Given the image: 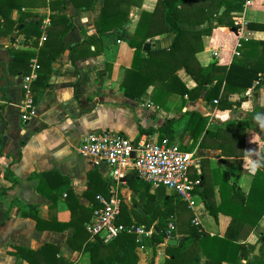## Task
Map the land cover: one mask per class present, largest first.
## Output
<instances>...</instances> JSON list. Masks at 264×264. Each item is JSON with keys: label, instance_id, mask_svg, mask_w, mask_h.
<instances>
[{"label": "crops", "instance_id": "obj_1", "mask_svg": "<svg viewBox=\"0 0 264 264\" xmlns=\"http://www.w3.org/2000/svg\"><path fill=\"white\" fill-rule=\"evenodd\" d=\"M53 1L16 0L20 7H14L8 13L5 5L0 7L9 16L8 19L21 21L20 28L30 21H38L41 29L39 37L29 28L6 32L2 25L5 21L0 16V188H6L0 194V264H90V254L84 250V245L95 238H91L85 229V223L91 214L81 207L93 209V206L98 205V202L93 205L96 196L90 198L84 193L87 188V173L94 168L106 186L105 194H97L106 197L115 193L121 200L117 218L128 215V224L154 228L155 221L146 226L138 223L136 216L143 212L144 182L131 171L123 178L114 179L107 164L95 163L77 152L82 138L90 131L110 129L131 141H137L142 136L157 141L156 130L171 119V130L175 134L172 143L193 145L191 150H194L198 165L189 169L188 176L191 180L198 179L197 174L201 176L199 189L208 188L210 199L215 204L220 201L218 187L222 183H233L238 190L247 192L251 174L264 146V77L259 87L235 111L218 109L212 102L204 100L202 94L194 100L188 99L187 95L183 98L172 96L167 99L165 106L158 107L150 100L152 86L139 99L129 98L123 94L121 85L124 69L130 67L133 55L128 41L140 12L151 11L157 0H138L139 5L133 4L129 7V21L123 29L103 35H98L95 28L101 0H94L93 7L89 9L75 7L69 0H63L62 5ZM218 11L220 15L222 8ZM57 13L66 15L72 23L62 36L64 48L51 61L52 71L47 86L40 88L39 92L31 89L26 94L21 88L24 75L9 71L12 61L9 48L38 52L44 45L41 35L50 26V15ZM230 14L234 21L245 24L264 23V0H246L241 10L232 11ZM208 24L209 21L205 20L197 25L183 22L180 26L199 29ZM234 28L236 27L216 25L210 34L201 36L202 49L195 53L201 66L212 62L218 65L229 64L237 41ZM246 32L247 38L264 40V30L246 28ZM52 36L51 34L50 37ZM90 36L93 39L88 48L78 45L74 47L73 53L82 54L97 49L98 54L71 61V48ZM172 37V33H164L146 41L150 48H161L167 47ZM54 49L53 47L52 50ZM177 75L187 88L196 85L183 68L177 71ZM34 95H37L36 102L29 118L23 122V103L26 97L32 98ZM189 109L208 116L206 129L219 130L218 135L205 138L203 146L199 145L201 135L193 140L187 133L183 134V121H179V118ZM138 127L142 129L140 133ZM237 130H243L244 133L234 134ZM226 147L232 148L237 154L242 147L243 155H223L228 152L221 151ZM226 158L232 160L233 164H227ZM8 164L10 173L4 177ZM235 164H239L241 169L236 170ZM43 172H46L44 176L33 175ZM14 178L17 179L16 183L8 187ZM65 181L69 183V189L76 201L70 200L72 197H68L65 190L59 191L60 187L66 185ZM155 189L149 185L148 192L153 193ZM164 192L171 193L167 189ZM193 194V208L186 203L190 219L176 223L180 215L175 216L173 236L152 245L151 234L136 235L141 244L136 247L135 264H149L150 261L155 264H190L196 255L198 264H205L206 256L196 243L181 245L189 225L194 224V220L198 221L194 225L207 234L221 237L231 226L229 235L233 241L252 246L246 260H256L254 257H257L261 263L253 264H264V214L255 229H250V225L243 220L232 224L228 214H209L200 193L195 190ZM27 205L35 208L40 219L39 227L33 218L20 215V210H27ZM8 207L10 209L6 215ZM67 221H70V225L59 229ZM168 238L175 239L176 243L167 244ZM166 245H172L175 249L166 251ZM18 247L29 250L23 251L27 257L13 254ZM240 262H245V259ZM220 264L240 263L222 261Z\"/></svg>", "mask_w": 264, "mask_h": 264}, {"label": "trees", "instance_id": "obj_2", "mask_svg": "<svg viewBox=\"0 0 264 264\" xmlns=\"http://www.w3.org/2000/svg\"><path fill=\"white\" fill-rule=\"evenodd\" d=\"M75 7L83 9L92 8L94 0H69ZM140 1V0H139ZM246 0H157L151 11L142 10L139 14L136 27L128 41V45L133 49L132 61L129 68H125L121 85L123 94L132 99H139L149 86H152L150 100L158 107H163L169 97L180 96L190 100L196 99L200 94L208 102L217 100L215 106L220 110L235 111L239 108L243 100L248 99L254 89L263 82L264 77V40H254L251 38H240L238 55H233L227 65H218L215 62L206 66H201L196 60L195 53L202 49L201 36L210 34L216 25H226L228 27H238L232 19L231 12L239 11L243 8ZM56 4H63V0H54ZM137 2V4H136ZM139 5L138 0H101L99 17L95 28L98 35L107 33H117L128 23V12L131 5ZM2 5V6H1ZM7 8V13L14 7H20L16 0H0V7ZM60 6V5H59ZM62 8V6H61ZM222 8L220 15L218 9ZM6 13V14H7ZM0 9V16L5 22L2 23L6 32L16 29L17 31L29 28L36 37L41 34L40 22L30 21L22 25L21 21H12L8 15ZM224 17H227L226 19ZM209 21L206 27L199 29H189L180 26V23L197 25ZM213 22H217L215 25ZM72 23L64 14H51L50 26L45 29V39L43 46L38 52L24 49L9 48L12 61L9 64V71L28 75L31 71V60L35 58L36 76L31 84V89L40 91L48 84L50 72L52 71L51 61L63 50L62 36L70 29ZM245 28L248 30H264V23L247 22ZM164 33H172L173 37L167 47L148 48L144 50V45L148 44L147 39ZM53 35L52 38L50 37ZM56 35V36H55ZM54 37V38H53ZM93 36L86 38L74 45L70 51V60L75 61L81 57L98 54V50L86 51L82 54H75L74 47L82 45L88 48ZM94 42V41H93ZM94 44V43H93ZM53 47L55 48L54 50ZM183 68L195 82L193 88H187L177 75V71ZM254 83H256L254 85ZM37 95L32 96V104L36 102ZM179 121H183V134L187 133L193 140L200 136L199 145H204L205 138L218 135L219 130L210 131L206 129L208 116H203L197 110H186ZM172 120L158 128L157 142L172 143L174 132L171 128ZM139 133L142 131L138 127ZM243 134V130L234 131V134ZM234 135V136H236ZM182 149L191 150L192 143H179ZM229 157L242 156L243 150L239 154L232 148H222ZM227 164H233L232 160H227ZM236 170L241 169L239 164H235ZM10 173L9 164L4 170V177ZM43 173H33V175L44 176ZM203 175V173H202ZM201 177V176H200ZM199 174L196 178L199 180ZM87 188L84 191L88 197H95L97 193L106 191V186L101 175L96 168L87 173ZM17 179L11 180L8 187L13 186ZM142 181V180H141ZM144 182V181H142ZM60 187L59 191H66L70 200H75L69 183ZM144 206L143 212L136 214L138 223L149 226L155 221L154 228L150 235L152 245H157L164 241L167 236L174 235V217L187 210L186 202L181 200L175 193L165 194L163 187H157L153 193L148 192L149 184L144 182ZM6 188H0V194ZM200 193L203 204L207 212L216 216L217 213H225L231 216V222L244 221L250 225V229L258 227L259 220L264 214V146L261 148L260 157L256 168L251 174V181L246 193L235 188L232 184L222 183L218 187L220 201L214 203L210 199L209 189L202 187L199 189V182L192 187V191ZM97 204L94 200L93 205ZM94 207V206H93ZM85 211L92 212L91 209L81 207ZM10 207L6 209V215ZM20 215L29 216L35 220L39 227L40 219L32 205H27V210H20ZM190 219V217H188ZM117 222L128 224L130 217L120 215ZM171 222L172 226L168 228ZM70 225V221L63 222L59 229H65ZM79 226L81 224H78ZM76 225L78 228L79 226ZM232 228L228 227L224 236L209 235L203 229L194 224H190L188 233L181 241V245L186 243H196L206 256V263L220 264L222 261L229 263L253 264L261 263L259 259L246 260L247 253L252 250L244 244L233 241L231 236ZM264 236V234H262ZM141 244L133 232H121L111 241L104 243L99 239L87 241L84 250L90 254V264H135L137 261L136 247ZM166 251L175 249L172 245L165 246ZM23 248H16L13 252L16 256H25ZM102 252V253H101ZM174 258L176 254L174 253ZM245 259V262H240ZM196 255L190 264H198ZM60 263V261H59ZM67 264V263H64ZM78 264V263H75ZM149 264H155L150 261Z\"/></svg>", "mask_w": 264, "mask_h": 264}, {"label": "built area", "instance_id": "obj_3", "mask_svg": "<svg viewBox=\"0 0 264 264\" xmlns=\"http://www.w3.org/2000/svg\"><path fill=\"white\" fill-rule=\"evenodd\" d=\"M234 22L238 27H236L237 41L233 54L238 55L239 39L248 36L245 23ZM45 36L43 32L41 40H44ZM36 67L35 60H31V71L28 75H24L21 83V88L26 94L31 92L30 83L36 76ZM212 103L216 104L217 100L213 99ZM32 106V98L26 97L21 115L23 122L29 118ZM77 152L95 163L107 164L114 179L123 178L128 171H131L152 188L163 187L175 193L189 207L194 206L192 187L199 181L191 180L188 176L189 169L198 165L194 150L182 149L177 143H158L148 136L131 141L117 131L101 129L88 132L78 145ZM96 200L98 205L93 207L91 217L85 223V229L91 238L107 243L121 232H133L136 235L151 234L152 228L117 222L121 201L117 194L113 193L106 197L97 194ZM194 224H198V221L194 220ZM169 226H172L171 223Z\"/></svg>", "mask_w": 264, "mask_h": 264}, {"label": "rangeland", "instance_id": "obj_4", "mask_svg": "<svg viewBox=\"0 0 264 264\" xmlns=\"http://www.w3.org/2000/svg\"><path fill=\"white\" fill-rule=\"evenodd\" d=\"M188 216H189L188 211L181 213L180 216L177 217V219H176V223H178L179 221H186V220L188 219ZM170 223H171V222H169V224H170ZM169 224H168V228H170ZM171 225H172V224H171ZM174 225H175V224H174Z\"/></svg>", "mask_w": 264, "mask_h": 264}, {"label": "water", "instance_id": "obj_5", "mask_svg": "<svg viewBox=\"0 0 264 264\" xmlns=\"http://www.w3.org/2000/svg\"><path fill=\"white\" fill-rule=\"evenodd\" d=\"M235 29V32H236V28H234ZM148 48V45L147 44H145L144 45V49L146 50ZM132 155V154H131ZM166 243L167 244H174V243H176V240L175 239H173V238H168L167 240H166Z\"/></svg>", "mask_w": 264, "mask_h": 264}]
</instances>
